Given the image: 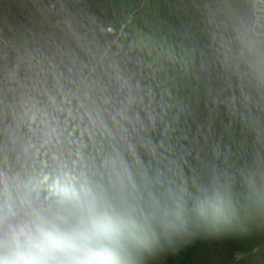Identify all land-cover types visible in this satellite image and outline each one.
I'll return each mask as SVG.
<instances>
[{
    "label": "rangeland",
    "instance_id": "obj_1",
    "mask_svg": "<svg viewBox=\"0 0 264 264\" xmlns=\"http://www.w3.org/2000/svg\"><path fill=\"white\" fill-rule=\"evenodd\" d=\"M0 264H264V0H0Z\"/></svg>",
    "mask_w": 264,
    "mask_h": 264
}]
</instances>
